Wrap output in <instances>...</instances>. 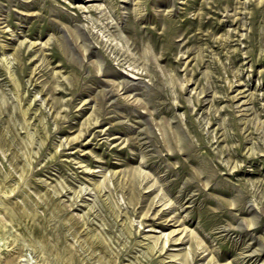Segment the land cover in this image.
<instances>
[{
  "label": "rangeland",
  "instance_id": "374dc122",
  "mask_svg": "<svg viewBox=\"0 0 264 264\" xmlns=\"http://www.w3.org/2000/svg\"><path fill=\"white\" fill-rule=\"evenodd\" d=\"M0 264H264V0H0Z\"/></svg>",
  "mask_w": 264,
  "mask_h": 264
}]
</instances>
